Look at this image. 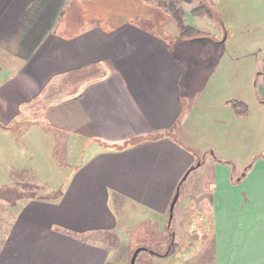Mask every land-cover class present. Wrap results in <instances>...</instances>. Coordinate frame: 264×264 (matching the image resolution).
<instances>
[{
    "label": "crops",
    "instance_id": "1",
    "mask_svg": "<svg viewBox=\"0 0 264 264\" xmlns=\"http://www.w3.org/2000/svg\"><path fill=\"white\" fill-rule=\"evenodd\" d=\"M93 1L0 0V122L39 116L26 136L42 123L54 130L44 128L54 138L53 149L58 146L53 159L61 155L65 166L54 163L67 173L52 184L57 177L49 171L41 179L46 193L15 206L0 264H114L115 256L128 251L121 233L148 221L163 229L180 181L198 161L178 140L190 125L180 120L187 98L181 86L186 47L197 42L173 40L180 32L170 26L172 19L155 31L142 25L140 14H108L110 3ZM181 1L186 17L196 4ZM212 38L194 50L222 45ZM213 64L218 70L221 62ZM69 88L73 93L65 94ZM39 101L42 110L33 113ZM244 118L227 108L214 117L213 132L244 131ZM206 154L199 155L202 164ZM260 163L239 181L232 168L213 164V189L194 184L182 198L213 211L212 221L203 210L194 212L187 233L198 230L200 242L191 241L198 252L215 235L216 264H264Z\"/></svg>",
    "mask_w": 264,
    "mask_h": 264
},
{
    "label": "rangeland",
    "instance_id": "2",
    "mask_svg": "<svg viewBox=\"0 0 264 264\" xmlns=\"http://www.w3.org/2000/svg\"><path fill=\"white\" fill-rule=\"evenodd\" d=\"M170 1H177L183 8L185 6L181 0H138V2L131 1V4L125 0L124 5L121 3V6L114 4V0H94L93 4L98 6V3H105V5L106 2L110 3L108 6L106 5L108 14L114 9L122 12L124 10L123 14L125 15L127 11L132 15H135L136 12L139 13L140 10L147 12L150 17L144 13L142 25L159 31L157 23L161 24L164 17L163 15L156 16L155 8H159L161 2ZM200 1L193 0V3L197 6ZM203 1L213 6L223 24L221 25L208 16H194L192 10L187 7L189 15L184 18L186 24L195 27L202 36L215 37V41L219 42L223 40L226 31L228 40L220 43L222 45L211 44L215 47L210 46V52L203 48L196 50L197 46L204 44L201 42H205V45L210 44L211 42L208 40L194 41L197 42L195 44H198L192 45L196 48L195 50L191 46L186 47L188 61L184 62L181 86L182 92L187 98L184 100L186 110L180 120L181 122L186 120V122H190V125L188 131H183L180 136L178 135V140L181 145L194 154L196 159H198V154L207 153L206 162L193 170L182 186V195L175 207L174 219L171 224V229L174 234H177L174 239L171 231L168 232L167 229L168 218L163 229L150 227L148 221L143 228L136 229L131 234L126 230L120 236L126 240V244L128 243L127 254L126 256H115L114 264H130L131 256L137 247H146L148 250L139 254L136 264H216L215 235L213 234L211 238L207 239L205 246L198 252L200 246L196 245L194 248L191 244L192 240L200 242L195 234L198 230L196 229L191 234V237L194 238H191L187 233L188 221L195 214L194 212L204 211L212 221L214 220L213 211H207L206 204L204 206L187 205L185 202L187 198H184L185 201H182V198L189 189L199 185L204 189H213L212 180L215 176L213 164H223L232 168L236 178H240L246 167L252 165L249 170L253 168L255 170L261 164L260 162H264V73L262 71L264 66V0ZM190 6L192 7L193 4L188 5L189 8ZM75 9V5H71L70 10L74 11ZM161 11L165 12L164 16L168 14L165 8ZM123 14L120 17H124ZM147 17L154 19L156 23L155 21L150 23L146 19ZM118 20L123 21L122 18ZM165 24L162 28H165ZM170 26L174 31H179L175 21H172ZM173 40L178 39L174 37ZM214 61L218 64L221 62L218 70L217 66L213 64ZM64 93L72 94L73 88H69ZM40 102L31 107L33 113L42 110ZM237 103H242L245 106L241 115L234 111V104ZM227 108L233 110L237 116L245 117L244 131L238 130L237 127H233V129L219 127V132H213L214 117L221 116ZM22 120L23 125L21 126L11 124L10 126L13 127L11 131L0 128V188L11 185L14 181V188L20 194L42 197L46 193L48 185L41 179L43 177L48 179L49 171H51L52 175L57 177V180H51L52 184L62 181L58 179L62 176L66 177L67 173L54 162L61 163L62 166L65 165L62 163L61 155L55 153L57 156L53 159L52 151L58 148L55 145L53 149L54 138L47 135L44 128L37 127L26 136L31 128L30 124L41 121L40 117L31 115ZM205 144L214 147L217 153L215 152V155L211 153V151L214 153L212 147L207 150L199 148L200 145ZM197 163L198 161L195 165ZM13 166H16L18 170L12 169ZM181 204L185 209L183 219L179 210ZM17 205L19 203L15 206ZM15 206L3 204L0 201V251L6 245L5 236L15 215ZM169 243L176 245L171 254L169 256L160 255L170 250ZM151 250L156 253H151ZM190 251L194 256H186Z\"/></svg>",
    "mask_w": 264,
    "mask_h": 264
},
{
    "label": "trees",
    "instance_id": "3",
    "mask_svg": "<svg viewBox=\"0 0 264 264\" xmlns=\"http://www.w3.org/2000/svg\"><path fill=\"white\" fill-rule=\"evenodd\" d=\"M132 1L138 2V0H132ZM159 6H160L159 8H157V7L155 8V10H157L156 16H160V15L162 16L163 15V17H164V19L161 20V24L157 23V27H158L159 31L162 30L163 25L165 23H167L169 21V19L171 20V18H172L176 22L178 29L180 31V36H179V38H177V39H179L180 42H189V41H195V40H212L213 39L211 37H205L204 35L202 36V34H199V32L197 31L196 28L186 24L185 19H184L185 10L182 6H180L178 4L177 1L161 2V3H159ZM160 8L161 9L165 8V10L167 11L166 13H168V14H165V16H164L165 12L161 11ZM142 9H143V7H142ZM131 11H132V9H131ZM144 13L145 12H142L140 10L139 13L136 12L135 14H140L141 17H144L145 16V15L143 16ZM145 14L148 17H150V14H148L147 12ZM192 14L194 16H199V17L208 16L209 18L219 22L221 25L223 24L221 17H219V15L215 12L213 6L208 4L207 2H205L203 0H201L199 2V4L192 9ZM148 17L146 19L150 23L155 21L154 19H148ZM155 23H156V21H155ZM262 71L264 73V66H263ZM244 109H245V106L242 103L234 104V111L237 114L241 115L243 113ZM15 125L21 126V125H23V122L22 121L16 122ZM42 125L48 132L54 133V130H52L50 127H47L43 123H42ZM0 128L2 130H5V131H11L13 127H11L10 125H4L0 122ZM57 148H58V146H57ZM211 153L214 154L212 151H211ZM197 156H198V160H201V157L199 158V154ZM251 166L252 165H250L244 169L243 175H245L247 173V171L250 169ZM27 172H29V171L27 170ZM243 175H241V176H243ZM240 178H236L235 180L239 181ZM13 183H14V181L12 182L11 185L5 186L4 188H0V201L3 204H9V205L15 206L17 203H19L22 200L29 199V198H36L33 195L20 194V192L16 188H14ZM167 229H168V232L171 231V234L174 232L171 229V227H167ZM171 240H172V238H171ZM169 245H170V250L167 251L165 254H160V255L169 256L171 254L173 247L176 245H175V243H173V244L169 243Z\"/></svg>",
    "mask_w": 264,
    "mask_h": 264
},
{
    "label": "water",
    "instance_id": "4",
    "mask_svg": "<svg viewBox=\"0 0 264 264\" xmlns=\"http://www.w3.org/2000/svg\"><path fill=\"white\" fill-rule=\"evenodd\" d=\"M227 38H228V34H227L226 31H225L224 38H223V40L220 41L219 43H224V42H226V41H227ZM200 166H201V161H198L197 165L191 167V168L186 172V174H185V176L183 177V179L180 181V183H179V185H178V187H177V189H176V192H175V194H174V196H173V199H172V201H171V204H170V208H169V218H168V227L171 226L172 221H173V219H174V211H175V207H176V204H177V202H178V200H179V198H180V194H181V185L183 184L184 180L187 179L188 175H189L193 170H195L196 168H198V167H200ZM172 237H173V239H174V237H175V234H174V233H172ZM147 250H148V248H146V247H137V248L134 250V252H133V254H132V256H131L130 264H136L139 254H140L142 251H147ZM150 252L153 253V254L156 253L155 251H152V250H151Z\"/></svg>",
    "mask_w": 264,
    "mask_h": 264
},
{
    "label": "flooded vegetation",
    "instance_id": "5",
    "mask_svg": "<svg viewBox=\"0 0 264 264\" xmlns=\"http://www.w3.org/2000/svg\"><path fill=\"white\" fill-rule=\"evenodd\" d=\"M213 41V40H212ZM198 161H201V164H202V162H203V159H201V160H198ZM184 182H185V180H184ZM183 182V183H184ZM183 185V184H182ZM182 185H181V187H182ZM181 190H182V188H181ZM181 195H182V192H181V194H180V197H181ZM179 200H180V198H179ZM178 200V201H179ZM178 203V202H177ZM177 205V204H176ZM169 218V217H168ZM168 226V225H167ZM171 227V226H170ZM174 233V232H173ZM196 236H198V233H196ZM199 237V236H198ZM200 238V237H199ZM202 239V238H201Z\"/></svg>",
    "mask_w": 264,
    "mask_h": 264
}]
</instances>
